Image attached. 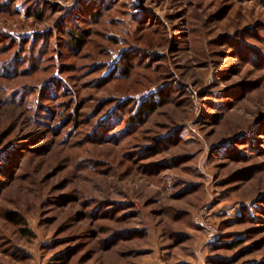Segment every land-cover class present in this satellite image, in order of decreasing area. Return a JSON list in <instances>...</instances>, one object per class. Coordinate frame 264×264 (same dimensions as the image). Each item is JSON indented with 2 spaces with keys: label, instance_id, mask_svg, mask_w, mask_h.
Listing matches in <instances>:
<instances>
[{
  "label": "rangeland",
  "instance_id": "1",
  "mask_svg": "<svg viewBox=\"0 0 264 264\" xmlns=\"http://www.w3.org/2000/svg\"><path fill=\"white\" fill-rule=\"evenodd\" d=\"M0 264H264V6L0 0Z\"/></svg>",
  "mask_w": 264,
  "mask_h": 264
},
{
  "label": "trees",
  "instance_id": "2",
  "mask_svg": "<svg viewBox=\"0 0 264 264\" xmlns=\"http://www.w3.org/2000/svg\"><path fill=\"white\" fill-rule=\"evenodd\" d=\"M243 1V0H242ZM256 1L258 4L264 6V0H254ZM39 15H36V17H38ZM64 33L65 36L68 37V41L67 44L69 46V48L71 50L77 51L79 49H81V47L84 44V39L85 36L87 34V32H85L84 30H76V29H71V30H66V31H62ZM126 58V57H125ZM126 61V60H125ZM161 104V99H159L158 102H155L154 100H151L149 102H145V103H141L138 107V111H137V116H135L134 118H132L129 123L128 126L133 125V122L135 124H142V119H141V114H143L145 116V114H151L155 111V109ZM71 106V105H70ZM69 105H65V111L68 113L67 115H69V111H71ZM61 115V114H60ZM60 115L58 113H52L50 115V120L52 118H56L60 117ZM54 116V117H53ZM70 116H67V119ZM104 118H109V115L105 116ZM110 119V118H109ZM108 119V120H109ZM61 121V120H60ZM102 121V119H101ZM105 122V121H104ZM122 122V121H121ZM102 123L103 126V122ZM101 127V126H100ZM151 149V148H150ZM148 149V151L150 150ZM143 150H146V148H144ZM151 152V151H150ZM11 221H16L13 218H9Z\"/></svg>",
  "mask_w": 264,
  "mask_h": 264
}]
</instances>
